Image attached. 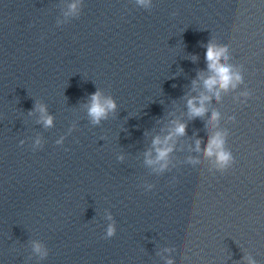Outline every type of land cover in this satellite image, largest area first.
Masks as SVG:
<instances>
[{
  "label": "water",
  "instance_id": "water-1",
  "mask_svg": "<svg viewBox=\"0 0 264 264\" xmlns=\"http://www.w3.org/2000/svg\"><path fill=\"white\" fill-rule=\"evenodd\" d=\"M0 264H264V0L0 2Z\"/></svg>",
  "mask_w": 264,
  "mask_h": 264
},
{
  "label": "clouds",
  "instance_id": "clouds-1",
  "mask_svg": "<svg viewBox=\"0 0 264 264\" xmlns=\"http://www.w3.org/2000/svg\"><path fill=\"white\" fill-rule=\"evenodd\" d=\"M143 2V0H141ZM73 8L76 5H72ZM227 50L225 48H215L211 45L207 46L205 49V63L207 66V71L211 73V76L202 81V88L205 93H210L213 97L219 98L220 90H227L229 87H235L236 83L241 80V76L238 72L233 71L232 67L226 63L228 57L226 55ZM195 86V85H194ZM208 102V97L206 95L200 96L198 99H189L187 101V113L190 118H199L206 111L205 105ZM116 107L115 102L112 99L102 100L99 92L92 94V103L89 108V114L93 117L95 122H98L101 118L105 117L109 110H114ZM43 113L45 109L40 108ZM218 114L216 112L211 113V120H215ZM44 123L46 125L52 124V117L49 115L42 116ZM184 133V125H177L165 138L164 146L157 147L156 152L158 153L157 159H164L167 154L172 150L171 146L167 145V141L173 136L179 137ZM159 138L154 140V144L161 145ZM223 137L220 133H217L215 137L210 139L207 147L206 154L212 155L214 150L217 151L218 163L223 168L226 167L231 162V156L228 152L222 150ZM194 150H198V142L193 146ZM153 161H149L152 163ZM114 228L109 226L108 234L112 235ZM36 251H41L40 245H35Z\"/></svg>",
  "mask_w": 264,
  "mask_h": 264
}]
</instances>
